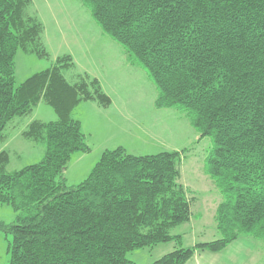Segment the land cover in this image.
Wrapping results in <instances>:
<instances>
[{"label": "trees", "instance_id": "obj_1", "mask_svg": "<svg viewBox=\"0 0 264 264\" xmlns=\"http://www.w3.org/2000/svg\"><path fill=\"white\" fill-rule=\"evenodd\" d=\"M80 1L127 62L146 72L156 107L181 110L199 137L211 138L205 170L222 195L214 214L220 237L184 246L171 233L189 220L194 198L178 181L185 150L106 149L83 181L66 184L71 155L89 150L76 105L107 107L111 98L95 77L66 79L69 55L16 84L18 49L47 56L43 25L26 12L31 0H0V136L40 101L57 114L21 133L43 146L38 162L8 171L0 151V204L15 213L0 222L8 264H137L127 252L165 242L172 250L147 264H185L242 236L264 244V0Z\"/></svg>", "mask_w": 264, "mask_h": 264}, {"label": "rangeland", "instance_id": "obj_2", "mask_svg": "<svg viewBox=\"0 0 264 264\" xmlns=\"http://www.w3.org/2000/svg\"><path fill=\"white\" fill-rule=\"evenodd\" d=\"M33 2L37 14L32 2L26 8V12L39 18L45 34L51 36L48 41L42 43L47 56L39 57L18 49L14 56L15 83L19 84L31 74L52 66L55 59L62 55H69L73 61L72 69L62 71L66 79L71 80L70 76L73 72L82 73L78 68V65L83 63L82 54L70 43L73 40L72 34L68 31L62 33L64 27L58 25L57 29L48 16L53 13L51 11L55 13L62 11V14L80 18L86 13L90 15V12L80 0H33ZM75 21L79 24L77 19ZM83 25H89L88 20H83ZM77 35L74 32V36ZM104 35L108 41H111V46L109 45L111 50H115L120 56L119 58L115 52H112L113 61L115 62L116 59L117 62L119 60L127 63L123 48L111 37ZM63 36L65 40L62 39ZM56 44L62 47L59 48ZM65 50L72 52L73 56ZM97 60L98 57H95L91 61L93 63ZM88 65L92 66L91 63ZM134 67V71L131 72V76L134 77H131V80L120 85L116 83L111 89L112 94L109 97L113 102L105 111L100 112L90 108L92 114L84 109L88 104L81 102L76 105L73 115L81 119V128L86 135L89 150L71 155L64 170L66 184H78L83 181L106 149L121 146L127 153L134 155L155 154L174 149L185 150L180 162L178 181L192 190L194 193L188 192L196 199L190 204L189 220L173 227L171 233L180 234L184 246L219 238L214 214L222 195L205 170V156L212 146L211 138L199 137L181 110L157 108L154 103L157 95L155 85L140 65L135 64ZM56 119L55 110L40 101L30 113L16 116L7 124L3 136H0V151L7 154L8 171L19 170L38 162L43 157V146L35 144L21 134L29 122L32 120L48 122ZM14 220L15 213L12 208L0 204V222L7 224ZM9 240L10 237L0 231V264L9 263ZM241 241L247 246L250 243L253 245L248 250L245 248L239 250L246 255L242 264H264L263 242L251 237L242 238ZM173 244L174 242H165L151 248L129 251L126 253V258L137 264H147L166 252L165 247Z\"/></svg>", "mask_w": 264, "mask_h": 264}, {"label": "crops", "instance_id": "obj_3", "mask_svg": "<svg viewBox=\"0 0 264 264\" xmlns=\"http://www.w3.org/2000/svg\"><path fill=\"white\" fill-rule=\"evenodd\" d=\"M31 2L33 5L35 4L33 0H31ZM34 8L36 9V14H37V8L35 5ZM51 12H48V14L51 13L50 16H48V19L55 24L57 29H58V25L63 26L64 28L62 33L68 31L72 34L73 40L70 43L72 44V46L74 47L76 46L79 52L82 54L83 63L78 65L80 71L89 76L95 77L106 94H108L109 96L112 94L111 89L114 88V85L116 83H118L119 85L121 83H127L129 80H131V77H134L131 76V72L134 71L135 64H129L128 62L125 63L124 61L119 62V60L117 62L116 59L115 62L113 61L111 54L112 52H115L119 58L120 56L115 50L113 49L111 50V48L109 47V45L111 46V41H108V39H106L107 37L102 33L99 26L96 24V22L92 19L90 15L86 13L82 15V17L77 18V17H72L70 14H62V11H60L59 13H55L54 11ZM76 19L79 21V24L76 23L75 21ZM83 20H88L89 25H83ZM81 21H82V25H81ZM73 31L76 34H78L77 37L74 36ZM49 37L51 36L49 34H45V29L43 28V33H42L43 43L45 41H48ZM62 39L65 40L64 36ZM57 46L59 48L62 47L59 45ZM65 47L68 46L65 45ZM65 51L68 52L67 50ZM68 53L71 56H73L72 52L69 51ZM95 57H98V60L92 63L91 60H93ZM89 63H91L92 66L88 65ZM112 102L113 101L111 100L110 105L112 104ZM82 103L88 104L84 109L86 112L92 114L93 112L92 110H90V108H93L94 110L100 112H103L108 108V107L102 108L101 106L97 105L94 101H83ZM161 109H165V108H161ZM79 120L81 119L79 118ZM182 185L187 189V191L194 193L192 190L188 189L187 186H185L184 184ZM195 199L196 197H194L192 201H194ZM242 238L246 239L247 237H240L234 240L219 252H209V251L196 252L185 264H242L246 255L244 254V252H241L239 250L243 248L248 250L250 247H253L251 243L248 246L242 243L241 241ZM247 240H249V242H253L250 241L251 239H247ZM169 246L165 247L164 251L168 252L172 250L173 245H169Z\"/></svg>", "mask_w": 264, "mask_h": 264}]
</instances>
